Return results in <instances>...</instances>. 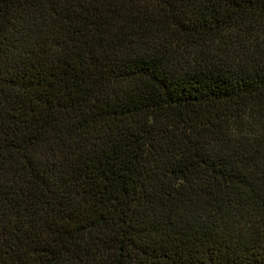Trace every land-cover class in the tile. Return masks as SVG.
Instances as JSON below:
<instances>
[{"label":"trees","instance_id":"obj_1","mask_svg":"<svg viewBox=\"0 0 264 264\" xmlns=\"http://www.w3.org/2000/svg\"><path fill=\"white\" fill-rule=\"evenodd\" d=\"M0 264H264V0H0Z\"/></svg>","mask_w":264,"mask_h":264}]
</instances>
